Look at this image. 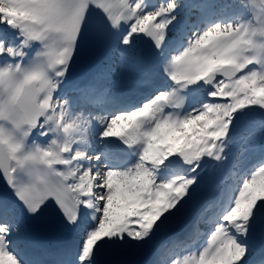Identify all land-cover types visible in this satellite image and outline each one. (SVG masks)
I'll use <instances>...</instances> for the list:
<instances>
[{
  "label": "snow or ice",
  "instance_id": "1",
  "mask_svg": "<svg viewBox=\"0 0 264 264\" xmlns=\"http://www.w3.org/2000/svg\"><path fill=\"white\" fill-rule=\"evenodd\" d=\"M0 264H264V0H0Z\"/></svg>",
  "mask_w": 264,
  "mask_h": 264
},
{
  "label": "water",
  "instance_id": "2",
  "mask_svg": "<svg viewBox=\"0 0 264 264\" xmlns=\"http://www.w3.org/2000/svg\"><path fill=\"white\" fill-rule=\"evenodd\" d=\"M103 55V52H94L88 59L84 60L80 66H91L97 62ZM37 235L42 239H47L56 235V231L43 223L39 224L36 229Z\"/></svg>",
  "mask_w": 264,
  "mask_h": 264
},
{
  "label": "rangeland",
  "instance_id": "3",
  "mask_svg": "<svg viewBox=\"0 0 264 264\" xmlns=\"http://www.w3.org/2000/svg\"><path fill=\"white\" fill-rule=\"evenodd\" d=\"M91 53L92 52H85L83 57H82V59H81V61L84 60L85 58L89 57ZM106 53L107 52H104V54H106ZM125 82H126V84H128L130 82V79L126 77ZM139 256L124 257V258H118V259H129V258H131V260H135V258H139Z\"/></svg>",
  "mask_w": 264,
  "mask_h": 264
}]
</instances>
